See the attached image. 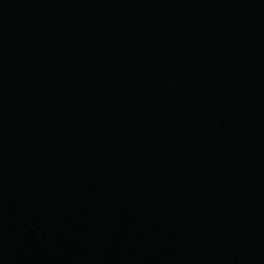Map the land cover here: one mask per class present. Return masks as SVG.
Returning <instances> with one entry per match:
<instances>
[{
	"label": "water",
	"instance_id": "1",
	"mask_svg": "<svg viewBox=\"0 0 264 264\" xmlns=\"http://www.w3.org/2000/svg\"><path fill=\"white\" fill-rule=\"evenodd\" d=\"M0 264H264V0H0Z\"/></svg>",
	"mask_w": 264,
	"mask_h": 264
}]
</instances>
